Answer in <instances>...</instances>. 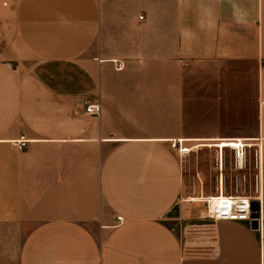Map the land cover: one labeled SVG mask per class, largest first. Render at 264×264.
I'll return each mask as SVG.
<instances>
[{
  "label": "crops",
  "instance_id": "1",
  "mask_svg": "<svg viewBox=\"0 0 264 264\" xmlns=\"http://www.w3.org/2000/svg\"><path fill=\"white\" fill-rule=\"evenodd\" d=\"M224 141L260 149V226L186 241ZM0 264H264V0H0Z\"/></svg>",
  "mask_w": 264,
  "mask_h": 264
},
{
  "label": "rangeland",
  "instance_id": "2",
  "mask_svg": "<svg viewBox=\"0 0 264 264\" xmlns=\"http://www.w3.org/2000/svg\"><path fill=\"white\" fill-rule=\"evenodd\" d=\"M199 146H206L204 144H199ZM247 146V145H246ZM245 146V147H246ZM219 147H222L219 145ZM225 148V147H222ZM254 148L248 147L250 163L248 168L244 172H238L234 167V155L235 152L231 147L225 148L226 154V168L224 170V175L226 177V189L225 193L227 195L233 196H253L254 183L253 177L256 173V168L254 166ZM199 155V156H197ZM198 157V159H197ZM194 162L195 165H192ZM187 168L185 173V184H184V194L180 199V202L172 210L168 216V223L173 227V229L182 236L184 240L191 241L194 238L193 234L197 232L205 233L209 228L207 223H211L210 220L206 218V211L203 199L204 196L216 195L217 194V178L216 172L212 171V153L209 151L198 153H193L192 159L190 155L187 159ZM198 165V167H197ZM200 168L203 171V179L200 180L197 177V169ZM245 173L247 175V183L240 182L239 189L236 183L237 176L242 177ZM205 175V176H204ZM204 236V234H202ZM201 239H206L202 237ZM190 252L201 253L205 251V248H192L189 247Z\"/></svg>",
  "mask_w": 264,
  "mask_h": 264
},
{
  "label": "built area",
  "instance_id": "3",
  "mask_svg": "<svg viewBox=\"0 0 264 264\" xmlns=\"http://www.w3.org/2000/svg\"><path fill=\"white\" fill-rule=\"evenodd\" d=\"M144 18L143 15L140 16ZM117 68L124 69L125 64L121 61H117ZM102 113V106L98 102L89 103L86 105V114L90 116H100ZM178 142H173L172 146L176 147ZM26 145V140L17 143L18 148H23ZM178 151L182 155H186L190 152V148L179 146ZM254 166L256 173L253 177L254 192L253 196H233L227 195L226 189V177L224 175V168L226 165V154L222 150L217 154L216 164L219 169V175L217 177V194L204 196L203 199L206 211V218L211 222L218 220H233V221H247L252 224L254 220H257L260 226V218L255 219L252 217L253 207L252 202L254 200L261 203V195L263 192V176H262V157L260 149L254 151ZM250 163L249 152L246 147L243 149H235L234 155V167L238 172H244ZM242 177L237 176L236 183L239 189L240 182L247 183V175L243 173ZM122 220L121 217L118 218Z\"/></svg>",
  "mask_w": 264,
  "mask_h": 264
},
{
  "label": "water",
  "instance_id": "4",
  "mask_svg": "<svg viewBox=\"0 0 264 264\" xmlns=\"http://www.w3.org/2000/svg\"><path fill=\"white\" fill-rule=\"evenodd\" d=\"M252 207H253V213H252V217L255 219H259L260 218V204L259 201L254 200L252 202ZM252 228L253 229H258L259 228V223L257 220H254L252 222Z\"/></svg>",
  "mask_w": 264,
  "mask_h": 264
},
{
  "label": "bare ground",
  "instance_id": "5",
  "mask_svg": "<svg viewBox=\"0 0 264 264\" xmlns=\"http://www.w3.org/2000/svg\"><path fill=\"white\" fill-rule=\"evenodd\" d=\"M222 146V147H231L232 149H243L246 144H243L239 141H224L220 144H218V147Z\"/></svg>",
  "mask_w": 264,
  "mask_h": 264
}]
</instances>
